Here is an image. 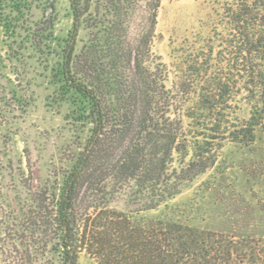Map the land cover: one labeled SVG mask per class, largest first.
I'll use <instances>...</instances> for the list:
<instances>
[{
  "label": "rangeland",
  "instance_id": "rangeland-1",
  "mask_svg": "<svg viewBox=\"0 0 264 264\" xmlns=\"http://www.w3.org/2000/svg\"><path fill=\"white\" fill-rule=\"evenodd\" d=\"M228 2H161L152 50L167 66V86L182 99L186 139L176 163L204 147L214 163L154 209L142 210L128 189H109V208L129 214L136 227L179 223L217 240L264 238V120L254 140L235 139L259 97L251 56L238 53ZM73 21L70 0H0V264H30L21 260L27 254L31 264H46L44 249L25 229L32 194L58 189L90 135L79 97L60 74ZM87 37L83 26L78 48ZM79 264L97 260L84 250Z\"/></svg>",
  "mask_w": 264,
  "mask_h": 264
},
{
  "label": "trees",
  "instance_id": "trees-1",
  "mask_svg": "<svg viewBox=\"0 0 264 264\" xmlns=\"http://www.w3.org/2000/svg\"><path fill=\"white\" fill-rule=\"evenodd\" d=\"M70 2L74 21L60 74L92 127L58 189L32 194L25 229L45 263L79 264L85 250L97 264H264V238L217 240L179 223L136 227L129 214L109 208V189H128L142 210L167 205L214 158L204 147L176 163L186 139L182 99L152 50L162 0ZM225 9L239 33L238 53L251 56L259 97L249 125L233 132L249 142L264 120V0H233ZM83 26L88 37L78 48ZM21 260L33 261L30 254Z\"/></svg>",
  "mask_w": 264,
  "mask_h": 264
}]
</instances>
